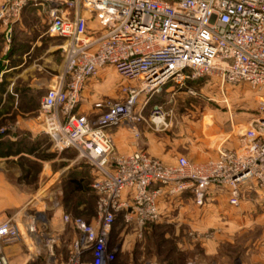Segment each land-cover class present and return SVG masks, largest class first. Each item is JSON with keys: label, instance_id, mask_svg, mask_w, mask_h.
I'll return each instance as SVG.
<instances>
[{"label": "built area", "instance_id": "2783aa9c", "mask_svg": "<svg viewBox=\"0 0 264 264\" xmlns=\"http://www.w3.org/2000/svg\"><path fill=\"white\" fill-rule=\"evenodd\" d=\"M26 8L46 16L45 35L62 42V78L42 99L40 123L55 153L75 152L93 170L95 219L86 223L62 215V223L78 237L61 261L55 240H40L35 216L22 223L12 216L0 224V264H8L3 248L19 242L31 257L32 248L42 244L41 264H116L118 251L109 250V237L120 214L123 224L142 229L161 222L158 203L164 195L188 192L200 207L213 189L226 192L229 205L238 207L247 192H264L262 98L241 148L221 149L204 163L183 156L166 165L141 151L120 156L109 134L125 126L136 139L139 125L164 132L170 116L151 100L166 86L181 90L188 82H214L225 104L228 85L264 94V0H0L6 42ZM105 68L120 79L124 100L105 106L92 122L77 108L84 87ZM2 139L16 142L13 128L0 129Z\"/></svg>", "mask_w": 264, "mask_h": 264}, {"label": "crops", "instance_id": "0c3cea01", "mask_svg": "<svg viewBox=\"0 0 264 264\" xmlns=\"http://www.w3.org/2000/svg\"><path fill=\"white\" fill-rule=\"evenodd\" d=\"M46 27V16L37 9L26 8L20 19L10 26L9 42L5 40L6 29L0 28V111L3 104H15L24 109L20 110L15 118L13 130L17 139L16 142L3 139L0 141V148L4 142L12 145H17L20 141L30 143L27 151L21 149L11 157L4 158V162L13 161L15 162L14 165L0 164V224L12 216H17L19 223H22L27 215L35 216L39 221L38 213L33 211L36 206L33 205L32 199L33 190L38 186L40 175L34 173L33 176V168L16 162L21 159L34 161V158L43 152L45 144L48 142L46 136L42 134V126L39 125L36 118L37 112L25 111V108L29 109L26 105L30 104L34 94L43 93L44 97L48 90L55 88L58 84L61 63L58 61L60 58L56 59L55 53L62 57L59 44L62 42L45 35ZM108 70L110 69L102 70L98 77H102V73ZM93 82L87 83L83 91L84 95L89 94L94 89ZM174 93L175 89L166 86L159 95L152 98L151 103L166 100ZM93 105L80 103L77 114L92 122L96 121L97 115ZM144 113V116L148 117V111L146 110ZM248 116L246 113L230 114L227 119V122H230L229 126L222 130L216 129L217 134L214 133V135L204 132V128L207 126L205 124H210L208 119L204 120L205 124L198 134L199 138L195 151L185 146L180 147L182 143H177L173 139L170 140L169 137H164L161 133L150 132L144 125L138 126L141 135L136 139L125 126L112 128L109 130V134L112 137L115 150L120 156L141 151L166 165L174 163L178 157L183 156L190 162L199 164L214 160L221 149L238 151L241 148L240 139L252 121ZM81 163L75 159L73 177L81 183L87 180L91 181L94 178L93 170L90 167L89 170L86 164L84 166ZM26 171L29 174L22 175ZM35 181L37 183L32 186ZM228 201L229 197L226 192L211 189L204 206L197 207L193 196L184 192L180 196L164 195L159 199L158 208L161 211V222L182 218L187 221L191 228L198 225L195 232L199 234L214 230L218 236L221 234V237L224 236L225 238H232L235 233L246 231L250 226L264 220L263 191L247 192L242 197L238 207L230 206ZM62 215L63 207L61 206L49 219L48 225L41 227L37 222L38 232L41 230L48 231V228L56 222H60L63 228L66 227L61 221ZM93 221L94 219L90 223ZM63 228L57 230L58 234L47 232V237L53 238L55 244L56 242H64ZM69 229L73 231L71 228ZM74 234L76 233L74 232ZM214 239L216 240V237ZM224 243L223 240H217L216 242L202 243L201 247L207 253L212 254ZM114 249L118 251L116 264H120L119 256L124 254V247L116 245ZM31 253L33 254L32 257L29 250L21 242L5 246L2 250V255L8 264H27L28 262L41 264L39 248H32ZM56 256L59 260L64 261L57 253Z\"/></svg>", "mask_w": 264, "mask_h": 264}, {"label": "rangeland", "instance_id": "374dc122", "mask_svg": "<svg viewBox=\"0 0 264 264\" xmlns=\"http://www.w3.org/2000/svg\"><path fill=\"white\" fill-rule=\"evenodd\" d=\"M59 44L61 47L62 44ZM55 56L56 59L60 58L58 61L61 63L59 82L62 78L63 57H59L57 53ZM102 74V77H97L88 82L89 84L94 81V89L85 95L83 90L82 101L80 102L82 104H94L93 109L97 118L103 115L105 106L124 100L120 79L114 71L110 69ZM223 91L227 104L223 103L224 98L218 84L206 80H197V82L181 88V90L175 89L173 95L159 102L163 105L158 102L151 103V105L158 103L157 105L162 106L165 113L167 112L170 116L168 127L161 134L164 137H169L170 140L173 139L177 143H182L180 147L185 146L194 150L197 147L198 134L205 124L204 120L210 121V124H205L207 126L204 128V132L214 135V133L217 134L216 129L222 130L229 126L230 122H227V119L230 114L246 113L250 120L255 118L259 99H264L263 92L254 91L247 85L240 87L228 85V87H224ZM43 95V93L34 94L30 104L26 105L29 109L25 108V111L37 112L36 118L40 126V107ZM1 107L0 129L14 128L18 112L24 109L15 104H3ZM146 110L148 111L145 109L142 113L143 116ZM144 117L145 119L148 118ZM42 134L44 133L42 132ZM45 136L48 142H46L43 152L38 154L34 161L21 159L16 162L33 168V176L34 173L40 175L38 186L33 190L32 199L33 205L36 206L33 211L38 213V225L41 227L48 225L49 219L61 206L63 207V215L93 220V207L96 205V199L93 200L90 194L87 195L88 186L93 180L82 182L84 190L76 191L75 184L69 180V176L73 173L76 154L67 152V154L60 156L54 153L49 137ZM29 146V142L20 141L17 148L14 149L16 152L21 151V149L27 151ZM9 148L11 147L7 142H4L0 148V164H15L13 161H3L4 158L11 157L16 153L14 149L8 152ZM58 156L61 159H58ZM81 164L84 165L85 163L82 162ZM87 167L90 170L88 165ZM25 174H29V172L22 173V175ZM36 183L35 181L32 186ZM62 228L60 222L53 223L48 231L41 230L39 232L40 240L42 243L45 242L49 232L58 234L57 230H62ZM195 229H198V225L191 228L187 221L182 218L180 220H163L154 225L136 229L133 226H126L117 217L109 237V250L113 251L115 245L124 247V254L119 256L120 264L145 262L151 264H264V220L250 226L246 231L235 233L232 238L221 237V234L219 237L214 230L199 234L195 232ZM62 233L65 235L64 242H56L54 252L66 260L71 252L72 243L78 236L67 226L63 228ZM217 240H223L225 243L220 245L215 253L209 254L201 247L202 243L216 242ZM41 245L39 261H42L46 255V249L41 248Z\"/></svg>", "mask_w": 264, "mask_h": 264}, {"label": "trees", "instance_id": "16d2710c", "mask_svg": "<svg viewBox=\"0 0 264 264\" xmlns=\"http://www.w3.org/2000/svg\"><path fill=\"white\" fill-rule=\"evenodd\" d=\"M197 82V81H196ZM192 83H195V82H188L187 83V86H189L190 84H192ZM16 144H10V147L11 148H9V150H7L8 152H10V151H13V149L14 148H17V145L15 146ZM14 152H16L15 151V149H14ZM13 152V153H14ZM73 173L71 174V176H69L70 178H69V180H71V181H73V183L75 184V190L76 191H81V190H84V188L82 187V183H81V181H76V178H74L73 177ZM93 180V179H92ZM91 184H92V182H91ZM91 184L88 186V191H87V195H89L90 194V197L91 198H93V200H95V197H94V195H93V193H92V191H91ZM94 209V218L93 219H95V207H93ZM70 217H72V218H78V217H74V216H70ZM120 220H121V222L123 221L122 220V214H120V215H118L117 216ZM83 221H85L86 223H90V221L89 220H85V219H83V218H81ZM116 246V245H115ZM115 248V247H114ZM118 256V255H117ZM117 258V257H116ZM86 260L87 261H89V256L88 257H86ZM117 260V259H116Z\"/></svg>", "mask_w": 264, "mask_h": 264}]
</instances>
